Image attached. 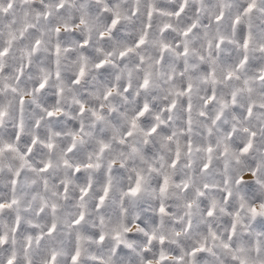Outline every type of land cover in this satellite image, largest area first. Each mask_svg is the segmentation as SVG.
Returning a JSON list of instances; mask_svg holds the SVG:
<instances>
[{
    "label": "clouds",
    "instance_id": "9594fccd",
    "mask_svg": "<svg viewBox=\"0 0 264 264\" xmlns=\"http://www.w3.org/2000/svg\"><path fill=\"white\" fill-rule=\"evenodd\" d=\"M183 2L13 0L0 13V202L16 200L0 210V264H72L77 246L79 264H157L161 252V264H264V215L248 211L264 204V0L247 13L251 0H188L181 18L165 14Z\"/></svg>",
    "mask_w": 264,
    "mask_h": 264
},
{
    "label": "snow or ice",
    "instance_id": "6c2138e0",
    "mask_svg": "<svg viewBox=\"0 0 264 264\" xmlns=\"http://www.w3.org/2000/svg\"><path fill=\"white\" fill-rule=\"evenodd\" d=\"M5 3H7V7H4V4H5ZM187 4H188V0H184V2L181 3V4H179L178 7L174 8V9L172 10V12H170V13H165V14H168V15H172V14H174L177 18H181V17L184 16V14L186 13ZM255 7H256V0H251V3H249L248 6H247V8L245 9V12H246V13H247V12H251ZM12 8H13V0H0V13H5V14H6V13H8L9 10H11ZM152 12H153V9L150 8V9L148 10V13H147V15H148V19H149V20H150L151 17H152ZM216 19H217V21H219L220 19H222V16H217ZM119 21H120L119 14L116 13V14H115V18L111 19V23H110V25L108 26V27H109V31H111L112 29H117V25L119 24ZM83 22H84V21L81 20V23H83ZM236 23H237V24L239 23V18L236 19ZM150 26H151V25H148V27H150ZM166 27H167V26H166ZM194 27H195V25H193L192 27H188V28L184 31L183 35H184V36H188L190 33L193 32ZM117 30H118V29H117ZM57 31H59V29H57ZM222 41H223V37H221V42H222ZM84 43H87V42H84ZM144 43H145V37L142 35V36H140L139 40L136 42V47H140V46L143 45ZM38 44H39V42L37 41V46H38ZM82 46H83V45H82ZM216 46H217V47H220V44H217ZM248 46H249V40H248V38H245V39H244V42H243V47H244L245 50H247ZM163 47H164V49H167L169 46H168L167 44H165V45H163ZM177 47L179 48L180 45L177 44ZM34 50H35V49H34ZM127 51L131 52V51H133V49L129 48V49H127ZM7 52H8V49L5 48L2 52H0V56H2V55H6ZM187 52H188V48H187V46H185L184 49H183V54L186 55ZM56 54H57V55L60 54V46H59V45L56 46ZM120 55L123 57V56L125 55V52H121ZM105 63H107V61H101V63L98 64L97 67H98V68H102L103 65H104ZM247 63H248V58H247V56H245V57L240 61L238 67H241V68H242V67H244L245 64H247ZM57 75H59V74H57ZM84 75H85L84 70H83V68H81L80 73H79V76L75 79L74 82H75L76 84H79V83H80V80L84 77ZM233 75H234L233 72H229V73H228V77H229V78H231ZM259 79L264 80V71L261 72V74H260V76H259ZM46 83H47V80H45L44 83H41L39 87H40L41 89H43V88L45 87V84H46ZM147 86H148V79L145 78L142 87L146 88ZM186 91H188V92L191 91V85H190V84L188 85V88L186 89ZM111 94H112V92H111V90H109V92L107 93V95H108V96H111ZM215 98H216V97H215L214 94H213V95H210V96L208 97V100L205 101V104H208V103L212 102L213 100H215ZM171 108H175V101H173V104L171 105ZM191 108H192V106H191V104L189 103V104L187 105V110H188L189 112H191ZM80 110H81V112H83V110H84V106H83V105H81V109H80ZM170 110H171V109H170ZM147 111H148V107H147V105H145L144 108H143V110H141V111L138 112V114H137V118H138V117H143L144 114H145ZM251 111H252V110L249 109V115H251ZM58 112H59V110H58V109H55V110L49 111V112L47 113V115H48L49 117H54V116H57V115H58ZM5 114H6V113H4V112H0V119H2V117H3ZM93 114H94V115H97V119H100V117H99L98 114H96V113H93ZM201 114L203 115V113H201ZM221 115H222V113H221V114H218V115L216 116V120H220ZM157 119H159V117H157ZM188 124H189V125L191 124V118H189V120H188ZM132 127H133V128L136 127V119H133V120H132ZM155 130H156V129H152L153 132H155ZM129 135H131V133H129ZM253 136H255V133H253ZM73 137H74V139L78 138V137L76 136L75 133H73ZM33 143H35V141H33ZM252 146H253V144H252V140H249V142L241 148V152H242V153H248L249 150L252 148ZM4 147L7 148V149H11L12 146L9 144V145H5ZM49 147H51V145H49ZM106 147H107V145H103V146L101 147V149H100V152L102 153V152L104 151V148H106ZM29 151H31V149H29ZM225 151H227V147L225 148ZM208 152H209V153L212 152V148H211V147L208 148ZM21 158L23 159V157H21ZM179 158H180V153H179V151H177L176 160H174V161L172 162V166H173V167H175V165H176V163L178 162ZM210 162H211V158L209 159V163H210ZM65 163H67V161H66ZM48 166H49V165L46 164V165L44 166V169H43V170H46V169L48 168ZM87 166H88L89 168L93 167V165H91V164H89V165H87ZM208 167H209V164H205V165H204V168H205V169H207ZM77 171H79V169H77ZM17 175H19V172L17 173ZM142 179H143V177L140 176L139 173H137V179H136L135 184H134L133 186H131V187L128 189V194H129V195L135 196V195H137V194L140 192V190H141V181H142ZM169 182H170V177L167 176V175H165V176L163 177V182H162L161 187H160V191H161L162 194L165 193V192L167 191L168 186H169ZM12 183L15 184L16 181L13 180ZM236 183H240V181L237 180ZM82 192L84 193V195H87V193H88V189H87V188H84V189H82ZM107 195H108V187L105 188L104 195L100 196V198H99V202H98V204H97V207H98V208L101 207V206L104 204ZM228 195L230 196V195H231V192H229ZM15 203H16V200H15V199H12L11 202L8 203V204H4V203L0 202V210H3V209H5V208H11L12 205L15 204ZM244 206H245L244 204H241V207H242V208H243ZM159 211H160L161 214H165V213H166V210H165V208H164L163 205L160 206ZM248 211H249V213L251 214V216H252L253 218H255V217L258 216V215H264V204H261V205H260V209H259V210H258L255 206H252V207L248 208ZM208 214H209V215H212L211 211H210ZM83 220H84V215L81 214V215L79 216V218L76 219V220L74 221V223H75L76 225H79ZM238 220H239V213H236V214H235V221H238ZM235 221H234V223H233V233L235 232ZM189 227H191V224H189ZM55 228H56V225L53 224L52 227L49 229V232L54 231ZM212 235H213V238H215V234L213 233ZM100 239H101V240L104 239L103 235L100 236ZM154 239H155V236H154V235H152V236H148V242H149V243H151V241L154 240ZM115 240H116L117 244L123 243V241L121 240V236H120L119 233L116 234ZM6 243H7V237H5V236H0V244H6ZM161 243H163V238H161ZM225 247H227V245H225ZM205 251H206L205 243H201V244L199 245V247H194V248H192L191 251L187 253V255L190 256V257L195 258V257H197L199 254H202V253L205 252ZM80 257H81V250H80V247L77 246L76 249H75L74 254H73L72 257H71L72 264H79V262H80ZM55 259H56L55 256H53V257H52V264H54ZM165 259H166V257H165V255H164V253L161 252V254H160V259L157 261V264H161V262L164 261ZM182 259H183V257H181V260H182ZM7 264H15L14 258H10V259H8V260H7ZM46 264H48V262H46ZM148 264H152V261L149 260V261H148ZM192 264H195V261H194V260L192 261ZM240 264H244V261L241 260Z\"/></svg>",
    "mask_w": 264,
    "mask_h": 264
}]
</instances>
